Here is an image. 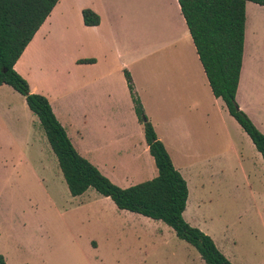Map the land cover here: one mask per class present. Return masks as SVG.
Returning a JSON list of instances; mask_svg holds the SVG:
<instances>
[{
  "label": "rangeland",
  "instance_id": "374dc122",
  "mask_svg": "<svg viewBox=\"0 0 264 264\" xmlns=\"http://www.w3.org/2000/svg\"><path fill=\"white\" fill-rule=\"evenodd\" d=\"M152 1L156 13L165 15L168 0H136L140 16L141 7ZM93 5H102L99 9L104 20L98 28H86L79 7L92 9ZM72 7L55 31L60 37L54 44L59 47L33 56L29 83L37 91L34 93L51 97L64 122L83 124L84 130L92 135L98 131L99 122L84 124L82 119H76V114L72 120L71 109L103 103L112 107L120 104L122 108L128 94L122 82V64L128 63L139 80L137 73L143 64L154 65L155 59H146L141 28L137 24L132 31L121 8L104 0H74ZM122 7H128L127 3L122 2ZM87 40L91 43L89 48L83 47ZM90 56H97L99 64L75 63L76 59ZM244 57V79L252 78L250 89L259 91L264 85V7L252 2L246 5ZM105 70L113 75L106 81L100 78ZM73 85L81 89L72 92ZM142 87H147L146 82ZM203 87L204 92L208 87ZM7 88L0 92V255L7 264H206L199 251L181 240L164 222L120 210L95 188L72 196L38 117L29 110L20 93ZM224 111L233 120L226 127L237 135L235 126L239 124ZM123 112L128 130L134 131L126 105ZM218 116V145L212 152H194L184 157L168 141L176 169L184 161L189 166L194 164L180 172L189 188L184 219L212 237L233 264H264V187L256 178L251 179L250 185L245 182L238 154L226 150L221 111ZM107 117L104 142L96 137L90 145L95 149L91 163L102 165L104 146H113L110 143L117 137L120 114L107 113ZM187 117L192 118L191 125L195 127L196 115ZM201 125L202 132L212 137L214 143V127L205 122ZM239 130L242 135L236 136L237 143L255 162L256 173L264 177V165L259 163L264 164L262 155L249 135L241 127ZM25 139L30 146L24 148ZM205 157L211 159L200 168L204 160L196 163L194 160ZM152 164L156 170L155 163ZM121 171L118 170V177L122 176ZM117 176L111 181L125 189L128 184ZM144 177L141 182L150 180Z\"/></svg>",
  "mask_w": 264,
  "mask_h": 264
},
{
  "label": "crops",
  "instance_id": "0c3cea01",
  "mask_svg": "<svg viewBox=\"0 0 264 264\" xmlns=\"http://www.w3.org/2000/svg\"><path fill=\"white\" fill-rule=\"evenodd\" d=\"M73 1L74 0H60L58 2L50 16L36 33L32 42L26 48L22 57L16 63V71L28 82H30V73L33 67V56L36 54L39 55L43 52L47 53V50H51V48H55L56 50V48L59 47V45L54 44V40L59 39L60 37L55 35L57 34L55 31L60 27L62 21L65 20L70 9H73ZM107 1L111 2L114 7L123 10L132 31L137 24L140 26V35L144 42L143 48L146 54V59H155L153 62L154 65L143 64V67L139 73H137L140 78L138 80L134 69H132L128 63L122 64L121 73L123 74V79H121L125 91L129 94H126V104L124 105H126V109L130 112L129 118L130 122L133 121L134 123V131L132 129L128 130L126 116L124 115L125 112H123L124 105L121 108L120 104H115L114 107H112L107 103H103L92 108L85 107L84 109L80 108L78 110L72 108V120L75 119L74 115L76 114V119H82L84 124H87L92 120L99 122L98 131L91 135L88 133L89 131L87 132L84 130L83 124L80 126L76 122H73V124L69 125V122H64L54 108L51 97L48 96V100L56 117L66 129L76 150L90 161L91 155L95 150L90 147V145L93 143L92 141H95L96 137L103 139L104 142L107 135V126L105 125L106 120L108 119L107 113L111 114L114 112V115L120 114L121 117V123L117 125L118 132H115L117 133V137L110 143L113 144V146L106 145L107 143L105 144L106 146L103 148L105 157L102 165L95 162L92 164H94L101 173L110 180H113L114 178L116 179L115 175L117 176L118 170L121 171V168L124 169V171H121L123 172L122 176L117 177L121 182L128 184L125 188L131 187L134 183L137 184L138 182H141L142 178H145L144 176H148V179L151 180L158 175L157 168L156 172L152 166V163H155V161L150 154L143 126L139 122L134 109V104L125 76V72L127 71L133 79L136 93L141 99L145 113L153 124L159 139L164 143L169 155V143L171 144L170 146H173L174 148L178 147L177 150L180 155L184 157H187L188 154L194 152H209L210 150V152H212V148L215 145H218V113L220 114L221 111L222 117L220 120L221 125L224 126L223 138L226 141V150L233 154H238L239 162L242 163L241 166L244 170L243 177L247 184L250 185L251 179L255 180L256 178L259 179L264 187V177L259 176L256 173L255 162L250 161V157L247 156L249 154L246 153V155L242 145L236 141V136L242 135L241 130H239V127L241 126H235L237 135H234L233 132L226 127V123L228 121H232L231 123H233V120L227 118L228 116L224 109L227 110L229 117L232 116L228 112L223 100L217 98L211 89L208 77L197 53L186 20L181 12L178 0L167 1L165 15L163 16H159L158 12V14L156 13L153 3L154 1L146 3V6L141 7V11L143 10L142 16H140L138 12L137 4L135 2L136 0H104V3ZM122 2H125V4L127 3L128 7H122ZM93 6L94 7H90L92 8L91 10L97 13L101 18V23L94 27H88L84 24L82 12L86 7H79L83 25L86 28H98L102 25L104 20L103 12L99 9L102 5ZM138 16L140 17L139 20ZM90 46L91 43L88 42V40L83 42V47L89 48ZM90 59H94V63H78L79 60ZM142 60H145V57H142ZM75 63L81 66H96L99 64V59L97 56H90L88 58L76 59ZM245 64L246 61L243 55V65L236 100L240 109L250 117L255 126L264 134V85L260 86L261 89H259V91H252L250 89L249 84L252 82V78L250 79L249 77H246V79H244ZM159 68L160 71H158ZM151 71L153 73L150 76ZM156 71L157 73L155 74ZM260 73L263 74L262 68H260ZM112 76L111 71L105 70L100 78L106 81L109 78H112ZM262 78L263 76H261V79ZM93 82L94 80H91L92 84ZM144 82H146L147 87H142ZM7 86L8 85L1 86L0 92L4 89H8ZM203 86L208 87V90L206 89V91L203 92ZM72 88V92L81 89L76 85H73ZM82 88L85 87L82 86ZM31 91L33 93L37 92L34 91L32 87ZM180 106H183L184 108ZM173 112H178L179 115L175 116V114H172ZM170 113L172 114L171 117H169ZM192 113L196 115L195 127L191 125L192 118L187 117V114L192 116ZM213 118L216 123L214 126ZM223 118L224 121H226L225 123L222 120ZM203 122L208 125L210 124L209 126L211 128L214 127L216 133V140L214 143L211 140L212 137L209 138L206 133L202 132L201 124H203ZM195 131H199V133H195ZM237 144L240 145L241 154L243 153L242 155L238 150ZM23 145L24 148L30 146L28 139H25ZM244 154L246 155L245 157ZM186 159H190V157ZM208 159L211 158H196L194 162L196 163L197 160H204L201 161L203 163L200 165V168H204V166H206L205 161ZM259 163L264 165L261 162ZM191 165H186L184 161L180 164V169L177 170L182 172L181 170L188 169ZM245 166H248V168L244 169ZM137 177L140 179L134 181Z\"/></svg>",
  "mask_w": 264,
  "mask_h": 264
},
{
  "label": "trees",
  "instance_id": "16d2710c",
  "mask_svg": "<svg viewBox=\"0 0 264 264\" xmlns=\"http://www.w3.org/2000/svg\"><path fill=\"white\" fill-rule=\"evenodd\" d=\"M60 0H0V87L8 85L26 100L46 134L72 196L95 188L124 211L171 227L177 236L196 248L206 264H233L206 233L184 219L189 189L181 173L147 117L133 79L125 72L128 88L158 175L128 188L115 185L74 147L56 117L47 97L31 91L29 82L15 69L36 33ZM211 89L225 103L230 115L249 135L264 159V134L240 109L236 95L243 65L246 5L264 7V0H178ZM84 24L98 26L100 16L91 9L82 12ZM94 59L78 63H94ZM0 264H7L0 255Z\"/></svg>",
  "mask_w": 264,
  "mask_h": 264
}]
</instances>
